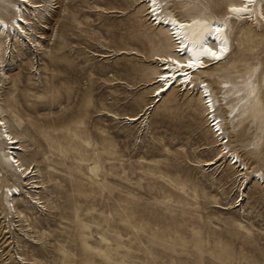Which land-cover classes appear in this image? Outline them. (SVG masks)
Masks as SVG:
<instances>
[{
    "label": "rangeland",
    "instance_id": "374dc122",
    "mask_svg": "<svg viewBox=\"0 0 264 264\" xmlns=\"http://www.w3.org/2000/svg\"><path fill=\"white\" fill-rule=\"evenodd\" d=\"M17 1L0 2L8 23ZM168 1L186 17L236 0ZM25 5L30 37L0 38V108L37 177L13 175L0 135V264H264V26L234 22L228 58L196 75L217 137L195 88L154 101L153 55L172 47L142 0ZM254 71L259 95L231 119L227 91Z\"/></svg>",
    "mask_w": 264,
    "mask_h": 264
},
{
    "label": "bare ground",
    "instance_id": "6f19581e",
    "mask_svg": "<svg viewBox=\"0 0 264 264\" xmlns=\"http://www.w3.org/2000/svg\"><path fill=\"white\" fill-rule=\"evenodd\" d=\"M142 1L146 4L147 14L152 23L165 30L172 47L171 53L153 55V60L156 61L157 66L159 65V68H156L153 81V84L156 85L152 92L154 101L156 98L157 102L160 101L163 95L168 93L174 86H180L181 89L186 91L190 88H195L205 108L206 119L212 128L211 132L217 134V137L223 135L222 119L216 115L218 100L214 98L205 80L196 82V75L212 65L223 63L228 58L232 49L231 33L234 22H247L260 27L264 26V0H236L227 3L222 15L190 14L186 17H179L172 13L169 10L168 0ZM0 2L11 4L12 0H0ZM28 2L33 7L31 13H28L37 18L43 17L50 6V0H40L42 5L29 0H18L13 3V20L8 23L0 15V38L3 36L8 37L9 40H17V36L21 38L23 34L30 37L28 31L30 22L25 17L28 11L25 4ZM254 76L257 77L258 73L250 74L241 84L233 85L228 89L227 93L231 96H236L239 101V107L230 111L229 116L231 119L238 116L241 111L250 108L259 95V83L258 80L253 79ZM149 109L150 105L146 107V111ZM110 115L113 116L112 114ZM141 117V113H138L134 116H124L123 118L129 121H136ZM0 135L10 145V155L8 153L6 157L7 163L14 168L13 175L19 174L27 177L31 174L32 178H36V170L25 167L19 160L17 155L19 154L18 151H21L20 139L18 135L13 134L9 130L7 121L2 117L1 108ZM230 154L237 159L238 156H235L234 153ZM210 164L212 162H205L204 165ZM91 170L95 171L96 167H92ZM35 187L40 188L41 185H36ZM16 195H20V190L16 185H12L6 190L5 198L7 204L15 213H17L14 207ZM21 213L20 211L18 212L19 216Z\"/></svg>",
    "mask_w": 264,
    "mask_h": 264
}]
</instances>
